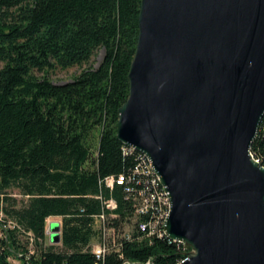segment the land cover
I'll return each instance as SVG.
<instances>
[{
    "label": "trees",
    "instance_id": "trees-1",
    "mask_svg": "<svg viewBox=\"0 0 264 264\" xmlns=\"http://www.w3.org/2000/svg\"><path fill=\"white\" fill-rule=\"evenodd\" d=\"M141 2L0 0V264H177L182 257L171 239H140L128 185L104 183L133 174L140 155L124 152L117 128L130 93ZM84 65L65 83L35 75ZM251 150L264 165V116ZM14 188L23 199L11 196ZM99 196L117 202L109 225H129L134 237L119 239L120 251L101 258L89 249L102 240ZM52 216L61 217L60 249L45 243Z\"/></svg>",
    "mask_w": 264,
    "mask_h": 264
},
{
    "label": "water",
    "instance_id": "water-1",
    "mask_svg": "<svg viewBox=\"0 0 264 264\" xmlns=\"http://www.w3.org/2000/svg\"><path fill=\"white\" fill-rule=\"evenodd\" d=\"M129 82L117 136L165 185L184 264H264V0H142Z\"/></svg>",
    "mask_w": 264,
    "mask_h": 264
},
{
    "label": "built area",
    "instance_id": "built-area-1",
    "mask_svg": "<svg viewBox=\"0 0 264 264\" xmlns=\"http://www.w3.org/2000/svg\"><path fill=\"white\" fill-rule=\"evenodd\" d=\"M124 150L125 153H140L134 173L127 176L124 174L109 176L105 178L104 183L112 189L115 183L128 185V197H131L135 202L133 221L142 233L141 237L139 236L140 239H143L144 236L150 239L153 237L168 238L165 225L170 215L171 203L166 187L160 176L155 172L151 160L144 153L136 151L133 147L127 145ZM99 197L103 200V211L96 215L95 218L98 223L100 222L98 226L102 231V240L96 239L93 241L89 249L97 257L101 258L111 251H120L122 244L119 239H133L134 237L132 230L129 228L119 231L109 225L110 219L117 217L114 212L118 206L117 202L113 198L105 199L102 196ZM108 235L113 238L112 241H108ZM172 241L178 244L182 254L177 264H184L190 258L192 249L183 241ZM145 264H150V260Z\"/></svg>",
    "mask_w": 264,
    "mask_h": 264
},
{
    "label": "rangeland",
    "instance_id": "rangeland-1",
    "mask_svg": "<svg viewBox=\"0 0 264 264\" xmlns=\"http://www.w3.org/2000/svg\"><path fill=\"white\" fill-rule=\"evenodd\" d=\"M102 56H103V50H100L98 55L93 57V62H94L95 66L102 59ZM85 67H88V65H84V67L74 66V67H70L67 69H62V68L58 67L56 69L50 70V72H48V73L43 72V71H36L35 75L39 78H43L44 76H47L55 83H65V82L71 81L75 77V75L79 74L81 72V70L84 69ZM9 192H10L11 196L15 197L18 201L23 199V196L18 193L19 192L18 189L14 188V189L9 190ZM0 197H2L1 194H0ZM0 216L3 218L5 217L4 213L1 210H0ZM52 220H54V222L52 223V228H55V227H57V225L59 223L58 221H61V218H59V217L58 218H50L49 217L47 219V222H46V236L47 237H46L45 243L47 245L54 244L55 247L60 249L61 248V242L60 243H53L49 240V234L51 232L50 228H49V224H50V221H52ZM99 224H100V222H99ZM99 224L97 223V226ZM9 225H13V223L10 222ZM126 227L130 228L129 225H127ZM1 237H3V232H2L1 227H0V238ZM55 237H56V235H53V239ZM29 249H30V254L36 253L35 246H34L32 240H31V243L29 244ZM11 260L17 264H22V262L18 259L11 258Z\"/></svg>",
    "mask_w": 264,
    "mask_h": 264
},
{
    "label": "crops",
    "instance_id": "crops-1",
    "mask_svg": "<svg viewBox=\"0 0 264 264\" xmlns=\"http://www.w3.org/2000/svg\"><path fill=\"white\" fill-rule=\"evenodd\" d=\"M50 218H58V216H52ZM59 218H61V217H59ZM53 222H54V220L50 221V223H53ZM58 222L60 223L61 221H58ZM96 222H97V220H96Z\"/></svg>",
    "mask_w": 264,
    "mask_h": 264
}]
</instances>
